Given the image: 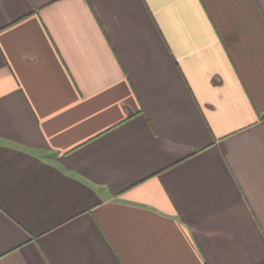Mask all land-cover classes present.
Listing matches in <instances>:
<instances>
[{
    "label": "crops",
    "instance_id": "crops-1",
    "mask_svg": "<svg viewBox=\"0 0 264 264\" xmlns=\"http://www.w3.org/2000/svg\"><path fill=\"white\" fill-rule=\"evenodd\" d=\"M0 264H264V0H0Z\"/></svg>",
    "mask_w": 264,
    "mask_h": 264
}]
</instances>
